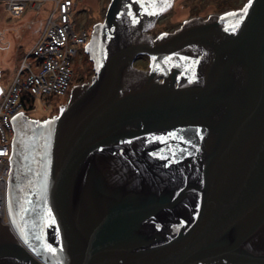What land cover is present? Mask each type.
<instances>
[{
    "label": "water",
    "instance_id": "95a60500",
    "mask_svg": "<svg viewBox=\"0 0 264 264\" xmlns=\"http://www.w3.org/2000/svg\"><path fill=\"white\" fill-rule=\"evenodd\" d=\"M171 3L110 0L91 80L11 117L0 264H264V0L147 32Z\"/></svg>",
    "mask_w": 264,
    "mask_h": 264
},
{
    "label": "built area",
    "instance_id": "2783aa9c",
    "mask_svg": "<svg viewBox=\"0 0 264 264\" xmlns=\"http://www.w3.org/2000/svg\"><path fill=\"white\" fill-rule=\"evenodd\" d=\"M45 1L49 0H4V4L12 15L18 16L26 8H40ZM50 1L53 10L38 40L23 53L12 79L0 85V216L4 222L7 221L6 191L14 134L11 117L18 112L28 113L36 98H41L44 106H51L50 99L68 98L74 64L89 39V30L75 19V0Z\"/></svg>",
    "mask_w": 264,
    "mask_h": 264
},
{
    "label": "rangeland",
    "instance_id": "374dc122",
    "mask_svg": "<svg viewBox=\"0 0 264 264\" xmlns=\"http://www.w3.org/2000/svg\"><path fill=\"white\" fill-rule=\"evenodd\" d=\"M110 0H75L76 16L80 19L91 12L94 17L91 20H101L105 15ZM248 0H172L170 8L156 15L154 27L149 29L151 34L173 32L179 28L187 19L200 17L207 18L212 14H219L229 10L241 8ZM53 10V2L45 1L40 8H26V10L14 16L6 8L4 0H0V85L7 84L14 75L19 59L23 53H27L38 40L45 21ZM156 23V24H155ZM81 26L88 27L84 24ZM146 56L137 58L134 66L147 68ZM85 53L81 52L80 57L74 64L73 81H80L83 75L88 79L93 75L87 68L90 66ZM90 80V79H89ZM68 99V98H66ZM66 99H61L66 102ZM60 99H50L51 106H44L41 98H36L33 106L27 110L28 115L35 118H44L58 112Z\"/></svg>",
    "mask_w": 264,
    "mask_h": 264
},
{
    "label": "flooded vegetation",
    "instance_id": "af4514ba",
    "mask_svg": "<svg viewBox=\"0 0 264 264\" xmlns=\"http://www.w3.org/2000/svg\"><path fill=\"white\" fill-rule=\"evenodd\" d=\"M247 2V1H246ZM161 13H159L158 15H160ZM94 17V15H93V13L91 14V12H89L87 15H86V17H84L83 19H80L79 20V22H78V24H80V25H82V24H84V25H86L87 27H88V30H89V39H88V42H89V40H90V37H91V34H92V32H93V30H94V24H96V23H98V22H101L103 19H104V16H103V18L101 19V20H97V19H94V20H91V17ZM156 24V23H155ZM147 32H149V29H147ZM150 33V32H149ZM154 35H157V34H154ZM87 42V43H88ZM86 43V44H87ZM83 53H85V55L87 56V59H88V61L90 62V66H89V68H87L86 70H87V72H89L90 70L92 71V73H93V75L91 76V78L95 75V67H94V59H93V57H90V53H89V51H87V50H85V46L83 47ZM139 56H146V58H147V60H148V62H147V68H143L144 70H147L148 69V67H149V56L147 55V54H142V55H139ZM139 58V57H138ZM139 68V67H138ZM142 69V68H141ZM91 78H89L90 80H91ZM88 79V77H87V75L85 74V76L83 75V78H81L80 79V81H73L72 82V86H71V89L75 86V85H81V84H83V83H85V82H89L90 80ZM70 92H71V90H70ZM59 107V106H58ZM25 114H27L28 115V113H25ZM52 116V115H51ZM31 117V116H30ZM46 117H49V116H46ZM46 117H44V118H46ZM33 118H35V117H33ZM44 118H38V119H44Z\"/></svg>",
    "mask_w": 264,
    "mask_h": 264
},
{
    "label": "trees",
    "instance_id": "16d2710c",
    "mask_svg": "<svg viewBox=\"0 0 264 264\" xmlns=\"http://www.w3.org/2000/svg\"><path fill=\"white\" fill-rule=\"evenodd\" d=\"M140 58H141V56H140Z\"/></svg>",
    "mask_w": 264,
    "mask_h": 264
}]
</instances>
